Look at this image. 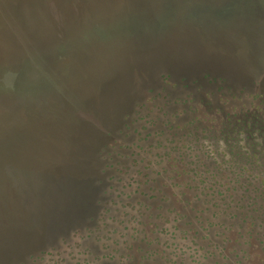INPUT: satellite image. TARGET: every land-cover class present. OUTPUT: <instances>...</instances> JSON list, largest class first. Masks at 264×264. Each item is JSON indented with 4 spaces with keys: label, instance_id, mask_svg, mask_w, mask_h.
<instances>
[{
    "label": "rangeland",
    "instance_id": "374dc122",
    "mask_svg": "<svg viewBox=\"0 0 264 264\" xmlns=\"http://www.w3.org/2000/svg\"><path fill=\"white\" fill-rule=\"evenodd\" d=\"M260 2L0 0V264H192L162 242L179 213L189 245L203 201L166 158L264 156L263 128L239 132L264 99ZM130 176L141 191L117 198Z\"/></svg>",
    "mask_w": 264,
    "mask_h": 264
},
{
    "label": "flooded vegetation",
    "instance_id": "af4514ba",
    "mask_svg": "<svg viewBox=\"0 0 264 264\" xmlns=\"http://www.w3.org/2000/svg\"><path fill=\"white\" fill-rule=\"evenodd\" d=\"M254 104L253 107H247L246 112L257 116H250L239 132L244 129V133L245 131L248 133L249 129L255 131L257 127L263 128L264 131V99ZM244 106L247 105L244 104ZM220 124L224 125L222 122ZM239 127L238 125L231 132L234 133ZM182 147L179 149L183 150ZM183 148L186 150L185 147ZM239 149L234 146L232 149L235 156L239 158L234 162L226 163L224 167L215 163L213 171L207 163L194 156H191L189 162L185 163L182 157L179 161V159L165 155L171 167L178 166L188 172V178L180 182L183 186L181 190L188 192L190 182H195L196 198L203 201L201 202L203 208L198 210L200 214L193 210V218L190 217L194 227L190 230L193 233L190 234L189 245L180 240L181 236L187 234L184 231L186 228L180 223L184 218L178 215L179 213L173 217L168 227L167 237L165 236L162 242L165 254H168L167 248L179 242L180 244L177 245H179L181 261L184 255L192 261V264H216L215 259L217 264H264V156L261 157L255 150L253 153L245 149L243 153ZM160 162L162 161L158 163ZM221 170H225L227 174L219 175L218 172ZM139 186L137 179L133 181L130 176L128 180H123L118 188L111 189L117 193V198L128 201L132 191L142 188ZM157 189L156 187L148 189L146 194L150 199L156 198L159 194ZM150 206L144 204L139 211V217L151 219ZM157 207L154 205V209ZM181 209L185 207L182 206ZM181 212L183 214V211ZM129 218L133 223L128 236L122 237L130 239L132 246L134 245L138 252L140 250L138 244H143L145 240H142L140 234L138 235L140 231H136L137 222L134 221V216ZM157 219L160 220L159 217ZM154 245H157V240L152 239L148 246H144L149 259L155 253V251L153 253ZM184 264L190 263L186 260Z\"/></svg>",
    "mask_w": 264,
    "mask_h": 264
},
{
    "label": "trees",
    "instance_id": "16d2710c",
    "mask_svg": "<svg viewBox=\"0 0 264 264\" xmlns=\"http://www.w3.org/2000/svg\"><path fill=\"white\" fill-rule=\"evenodd\" d=\"M260 4H261V6H262V8H263V10L260 12V13H258L257 15H259L258 17H256V20H257V22L259 23V25L261 24V26H263L264 27V3L263 2H260ZM234 5H235V7L237 8V7H239V5H238V2L237 3H234ZM138 13V12H137ZM130 14V13H129ZM129 14H128V16H129ZM132 15V14H131ZM131 15H130V17H129V19H130V25H131V27H132V25H133V22L131 21ZM127 16V17H128ZM128 23V22H127ZM127 23H124L123 25H125V27H123V26H120L119 27V29H118V33H119V35H121L124 31L126 32V33H128V31H132L133 29H134V27H132V29H131V27H128V24ZM135 26V25H134ZM113 29H115V27L113 28ZM102 39V38H101ZM100 39V40H101ZM62 77V75L61 76H58V78H56L59 82H62L63 81V77ZM64 82V81H63ZM63 91V90H62ZM29 109H31L30 107H29ZM34 116H36V118H38L37 120H39V121H44V122H46V121H48V123H50V124H47L48 126H50V125H55V126H61V122L62 121H54V120H43V119H41L40 117H38L37 115H34ZM63 123H65V122H63ZM3 140V139H2ZM2 147L3 148H5V149H7L5 146H4V144L2 145ZM2 156H5V154H3L2 153Z\"/></svg>",
    "mask_w": 264,
    "mask_h": 264
}]
</instances>
